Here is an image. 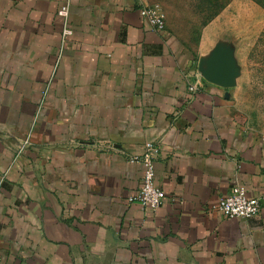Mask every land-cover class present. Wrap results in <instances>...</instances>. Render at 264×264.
Listing matches in <instances>:
<instances>
[{
  "label": "crops",
  "instance_id": "0c3cea01",
  "mask_svg": "<svg viewBox=\"0 0 264 264\" xmlns=\"http://www.w3.org/2000/svg\"><path fill=\"white\" fill-rule=\"evenodd\" d=\"M65 1L0 0L1 262L264 264V198L246 221L212 208L234 178L264 196V140L227 89L141 17L147 0H69L67 22ZM146 141L160 146L154 211L127 201L143 171L127 157Z\"/></svg>",
  "mask_w": 264,
  "mask_h": 264
},
{
  "label": "rangeland",
  "instance_id": "374dc122",
  "mask_svg": "<svg viewBox=\"0 0 264 264\" xmlns=\"http://www.w3.org/2000/svg\"><path fill=\"white\" fill-rule=\"evenodd\" d=\"M166 28L208 64L230 73V109L246 133L264 140V0H147Z\"/></svg>",
  "mask_w": 264,
  "mask_h": 264
},
{
  "label": "built area",
  "instance_id": "2783aa9c",
  "mask_svg": "<svg viewBox=\"0 0 264 264\" xmlns=\"http://www.w3.org/2000/svg\"><path fill=\"white\" fill-rule=\"evenodd\" d=\"M69 11V0H66L58 10V15L63 17L67 22ZM141 17L157 31H163L166 28V23L163 15L160 13L157 6L142 4L140 7ZM71 33L70 28L65 24L62 30V37ZM197 85H190L189 91L197 90ZM40 103L38 108H40ZM30 143V136L27 135L21 142L17 149V153ZM160 156V146L155 141H146L143 145L142 151L137 155H130L127 160L130 163L137 162L142 165V180L138 191L128 196V202L139 203L144 208L152 211L159 208L163 202L165 193L163 189L155 184V168L154 163ZM262 197L248 196L246 188L240 183L237 178H234L228 192L221 196L212 208L217 210L222 216L227 218H238L241 220H248L256 216L261 208ZM0 264H3L0 260Z\"/></svg>",
  "mask_w": 264,
  "mask_h": 264
},
{
  "label": "water",
  "instance_id": "95a60500",
  "mask_svg": "<svg viewBox=\"0 0 264 264\" xmlns=\"http://www.w3.org/2000/svg\"><path fill=\"white\" fill-rule=\"evenodd\" d=\"M204 77L215 84L227 87L230 84V73L228 69L222 66L220 60H211L208 61L207 71L204 74ZM227 97L229 93H226Z\"/></svg>",
  "mask_w": 264,
  "mask_h": 264
}]
</instances>
